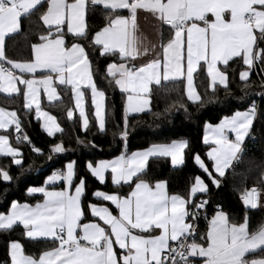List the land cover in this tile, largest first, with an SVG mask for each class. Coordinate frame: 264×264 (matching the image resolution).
I'll use <instances>...</instances> for the list:
<instances>
[{
  "label": "snow or ice",
  "instance_id": "obj_1",
  "mask_svg": "<svg viewBox=\"0 0 264 264\" xmlns=\"http://www.w3.org/2000/svg\"><path fill=\"white\" fill-rule=\"evenodd\" d=\"M43 5L44 0H0V92L22 95L23 108L28 111L35 105V115L43 119L42 127L49 137L62 129L55 117L42 110L39 89L43 86L49 100L57 99V82L71 86L84 131L90 129V118L81 85L90 89L98 130L107 131L105 93L93 80L90 57L82 44L68 43L69 38L88 39L86 14L90 8L105 10L106 21L92 35L91 46L99 47L101 56L111 55L119 61L108 63L106 72L114 85L127 94L123 128L119 130L125 148L128 115L150 110L151 85L159 86L162 80L180 81L187 99L202 103L194 84L198 70L205 74V94L220 88L231 94L230 62L240 66L238 79L245 88L254 83L249 81L254 68L259 66L264 73V0H47L46 9L39 15L45 31L31 45V57L24 61L9 58L6 36L19 30L21 16L28 17ZM141 13L154 21L158 44L140 33ZM38 70L42 75L35 78ZM231 71L237 75L235 68ZM261 83L264 86V76ZM73 115L69 108L68 118ZM255 116L253 102L247 110H236L218 124H206L203 142L207 144L211 138L216 145L207 152L211 166L198 153H194L193 161L214 187L219 188L226 171L239 162ZM10 127L15 129L16 145L26 143L33 153L44 154L23 133L17 112L0 108V130L7 133ZM9 140V135L0 134V156L10 157L12 165L23 168L21 148ZM77 143L84 141L77 137ZM188 147L186 140H173L153 144L146 150H125L112 160L86 162V170L101 184L109 170L113 185L134 183L127 197L100 190L92 193L110 201L118 216L106 206L84 204L87 182L84 177L76 182L75 161L55 169L43 186L26 189L29 196L42 194V203L30 205L12 200L7 211L0 212V230H12L20 224L29 240L47 238L54 246L39 255H26L19 241H10V264H197L198 258H202V264H264V225L250 229L247 212L241 222H233L218 205L208 222L206 237L201 236L200 242L194 238L199 210L209 203L207 199H196L197 194L207 196L210 191L200 175L193 177L185 195H170L166 181H156L153 187L141 178L150 157H169L173 166L180 165ZM66 151L63 141L52 144L48 159ZM12 179L8 166H0V181ZM60 181L63 187L57 188ZM261 191L257 187L244 190L240 199L246 209L258 207ZM88 212L108 228L96 222L82 223ZM156 230L159 233L152 234Z\"/></svg>",
  "mask_w": 264,
  "mask_h": 264
},
{
  "label": "trees",
  "instance_id": "obj_2",
  "mask_svg": "<svg viewBox=\"0 0 264 264\" xmlns=\"http://www.w3.org/2000/svg\"><path fill=\"white\" fill-rule=\"evenodd\" d=\"M46 9V2L42 8L34 11L28 17H22L20 31L7 38L5 50L9 58L24 61L31 57V45L38 41L40 34L45 28L39 15ZM105 11L99 7L90 8L86 14L88 39L75 41L85 47L91 60L93 80L99 90L105 93L106 111V132H100L92 117L90 105H87V113L90 118V129L82 131L78 117L72 120L67 118V111L71 107V98L68 90L61 89V100L53 105H44L57 120L62 132L49 137L40 129L39 123L34 119L33 113L23 108L22 95L5 97L0 94V106L7 110L16 111L21 121L23 133L31 139L32 144L43 150V155H37L31 151L29 145L15 143V130L8 132L10 142L13 146L21 148L23 154V168L11 164V158L0 156V166H8L12 181H0V212H6L10 202L16 200L20 203L30 205L41 201L42 196L34 194L29 196L26 189L30 186H43L46 178L55 169L63 168L69 161L76 162V182L84 177L87 182L86 195L83 198L84 204H103L94 198L92 193L100 190L108 193H119L122 196L128 195L134 183L125 186H113L109 181L100 184L86 170V162L95 163L99 160L114 158L122 151L131 153L145 149L153 144H166L173 140H186L189 147L185 150L184 163L173 168L167 158H152L148 161L145 174L141 177L152 186L156 181H166L167 191L171 194L185 195L193 177L200 175L209 186L207 196L199 194L197 200L208 199L206 207L208 217L215 214L217 206L224 211L230 221L241 222L245 213L249 217V227L255 228L264 225V182H261V173L264 172V86L261 83V76L264 73L257 66L250 74L249 81L254 82L250 87L245 88L244 83L238 79L240 66L230 62L229 79L231 94H226L220 88L215 93L207 90L205 74H195L194 84L197 92L201 95L202 103L189 102L184 93V84L180 81L175 83L166 82L159 86L152 87L150 97V110L135 116L128 117V138L126 148L122 143L119 130L123 128L124 120V96L114 85V82L107 76V64L116 60L111 55L101 56L99 47L93 48L90 44L91 37L95 31L105 24ZM167 27H165V30ZM74 42L71 38L68 43ZM223 68V67H222ZM237 70L233 75L231 69ZM255 102L256 117L250 135L243 145V155L239 162L221 179L219 188L214 187L193 161L194 153H198L207 165L206 152L208 146L203 143V127L207 122L217 123L224 116H229L236 110H247ZM77 137L84 141L77 143ZM63 141L68 151L53 155L52 160L48 159L49 146ZM95 144L96 147H92ZM31 165V167H29ZM60 187L59 185L56 186ZM257 187L261 189L260 207L246 209L239 201V195L246 188ZM89 212L86 213L82 222L90 221ZM208 220L199 223L196 229L195 239L200 242L201 236H206ZM24 229L14 226L12 230H0V264L9 262L8 246L10 241H19L26 255H39L44 250L51 249L54 245L51 241H32L23 235ZM10 264V262H9Z\"/></svg>",
  "mask_w": 264,
  "mask_h": 264
},
{
  "label": "crops",
  "instance_id": "obj_3",
  "mask_svg": "<svg viewBox=\"0 0 264 264\" xmlns=\"http://www.w3.org/2000/svg\"><path fill=\"white\" fill-rule=\"evenodd\" d=\"M44 2H46V5H47V0H44ZM103 10V9H102ZM105 11V10H104ZM122 14H124V15H127V11L126 10H122ZM147 14H145V13H141L140 14V16H139V20H138V24H139V28H140V33L142 34V36L143 37H146L147 38V40L148 41H152V42H155V43H159V40H158V38H157V33H156V31H155V28H154V21H152V19L151 18H148V19H145V16H146ZM22 17H24V16H21L20 17V21H19V24L21 23V19H22ZM43 24V23H42ZM44 26V25H43ZM165 27H167V26H165ZM44 28H45V26H44ZM20 31V27H19V30L17 31V32H15V33H11V34H8L7 36H6V38H5V41H6V39L7 38H9V37H11V36H13V35H15V34H17L18 32ZM75 42V41H74ZM72 43V42H71ZM71 43H69V45L71 44ZM221 68L223 67L222 65L220 66ZM246 67V66H245ZM17 74H19V73H17ZM42 75V73H41V71L40 70H38L36 73H35V78H39L40 76ZM195 75V74H194ZM162 83H166L165 81H161V84ZM19 87H22V86H20V85H18ZM56 88H57V96H58V98L57 99H53V100H49L48 98H47V96H46V94L44 93V90H43V86H41L40 87V89H39V100H40V103H41V108H42V110L43 111H46V112H48L50 115H52L48 110H46L45 108H44V105H53V104H55V103H57V102H59L60 100H61V98H62V96H61V89H66V90H68V92H69V94H70V98H71V107L70 108H72L73 109V111H74V115H73V117L71 118V119H69L68 118V116H67V118L69 119V120H72L74 117H78L79 118V112H78V110H76V103H75V101H74V99L72 98V92H71V86H65V85H59L58 84V82L56 83V85H54ZM153 86H157V85H155V84H153V85H151V88L153 87ZM119 89V88H118ZM81 90L82 91H85V100H84V107H85V110H86V112H87V105L89 104L90 105V108H91V113L93 114V112H94V107H93V105H92V103H91V92H90V89H86V88H84V86L83 85H81ZM120 90V89H119ZM123 93V92H122ZM0 94L1 95H3V96H5V97H11V96H15V95H17V94H15V93H13V94H11V95H9V94H7V93H4V92H0ZM123 96H124V105L126 104V102H127V94L126 93H123ZM185 97H186V95H185ZM23 98V97H22ZM186 99H187V97H186ZM188 100V99H187ZM189 101V100H188ZM189 102H191V101H189ZM193 103V102H192ZM104 106H105V98H104ZM149 107H150V105H149ZM0 108H2L1 106H0ZM5 109V108H4ZM7 110V109H6ZM26 110V109H25ZM8 111H11V110H8ZM28 111V110H27ZM149 111V109L148 108H146L145 109V111L144 112H141V113H146V112H148ZM31 112L33 113V116H34V119L35 120H37L38 121V123H39V126H40V129L43 131V133L44 134H46L47 136H48V134H47V132L44 130V128L42 127V124L44 123V121H43V119L42 118H37L36 117V115H35V105H33V109L31 110ZM123 112H124V106H123ZM141 113H130L129 115H128V117H131V116H135V115H138V114H141ZM232 115V114H231ZM53 116V115H52ZM230 116V115H229ZM54 117V116H53ZM92 117H93V119H94V116L92 115ZM256 117V116H255ZM255 117H254V120H255ZM56 119V118H55ZM222 119V118H221ZM94 121H95V119H94ZM79 122H80V119H79ZM220 122V121H219ZM219 122H217V123H210V122H207L206 124H210V125H215V124H218ZM56 123H58L57 122V120H56ZM253 123H254V121H253ZM95 124H96V122H95ZM206 124L204 125V127H203V135H202V140H203V138H204V135H205V126H206ZM97 126V125H96ZM80 128H81V123H80ZM98 128V127H97ZM11 130H15L14 129V127H10V129L8 130V132H10ZM81 130H82V128H81ZM82 131H84V130H82ZM8 132L7 133H4L3 132V130H0V134H7L8 135ZM56 134H58V133H56ZM55 134V135H56ZM54 135V136H55ZM229 136H230V138H234V137H232V134L231 133H229ZM53 137V136H52ZM247 139V138H246ZM246 141V140H245ZM9 142H10V140H9ZM204 143V142H203ZM10 144H11V142H10ZM205 144V143H204ZM205 145H207L208 146V150H207V152L208 151H210L211 150V148H213V147H216V145L212 142V139L210 138L209 139V142L207 143V144H205ZM150 147V146H149ZM149 147H147V148H149ZM147 148H145V149H141V150H146ZM141 150H137V151H141ZM134 152V151H133ZM207 152H206V156H207ZM238 156H239V154H238ZM1 157H3V156H1ZM117 157V156H116ZM8 158H10V157H8ZM115 158V157H114ZM114 158H111V159H108V160H112V159H114ZM152 158H167L168 160H169V162H170V164H171V166L173 167V168H178V167H180L182 164H180V165H176V166H173L172 165V163H171V160H170V158L169 157H150L149 159H148V161L150 160V159H152ZM207 160L210 162V165H211V161L209 160V158L207 157ZM148 161L146 162V166H147V163H148ZM198 167V166H197ZM230 170V169H229ZM229 170H227L226 171V173L229 171ZM90 173V172H89ZM105 177H106V179H105V182L106 181H109L111 184H112V182H111V173H110V170L109 171H106V173H105ZM95 178V177H94ZM222 179V178H221ZM95 180L97 181V182H99L96 178H95ZM104 182V183H105ZM100 183V182H99ZM103 183V184H104ZM101 184V183H100ZM60 186V187H58V188H62L63 187V181H60V182H57V185L56 186ZM113 185V184H112ZM125 185H128V184H123V182H122V186H125ZM113 186H116V185H113ZM153 187H154V185H153ZM134 189V186H133V188H132V190ZM131 190V191H132ZM104 192V191H103ZM108 193V192H107ZM131 193V192H130ZM129 193V194H130ZM128 194V195H129ZM39 195H41L42 196V194H39ZM128 195H125V197H127ZM197 195H199V194H197ZM96 200H98V201H101L103 204H97V205H102V206H106V207H108L109 208V210L113 213V215H117L118 216V210L115 208V206L114 205H112L111 204V202L110 201H103L102 199H98V198H96V197H94ZM40 203H42L43 202V196H42V199H41V201H39ZM38 203V202H37ZM36 204V203H35ZM35 204H32V205H35ZM243 204V203H242ZM245 207V206H244ZM260 207V203L258 204V207L257 208H259ZM247 209H251V208H247ZM89 216L91 217V220L90 221H86V222H84V223H88V222H96V223H99L101 226H103V227H105L106 229L108 228V226L107 225H105L104 224V222L103 221H101V220H99V218H94V217H92L91 216V213L89 212ZM214 216V215H213ZM212 216V217H213ZM211 217V218H212ZM211 220V219H210ZM82 222V221H81ZM83 223V222H82ZM15 226H20V227H22L23 228V226L22 225H20V224H17V225H15ZM159 233V230H156V232H154V233H152V234H158ZM136 234H141V235H148V233H139V232H137ZM206 237V236H205ZM28 239V238H27ZM33 241V240H32ZM35 241H50V240H48L47 238H38L37 240H35ZM206 246V245H205ZM50 250V249H49ZM116 251L117 252H119L120 250L118 249V246L116 247ZM8 256H9V246H8ZM198 261L199 262H201V264H202V258H198ZM9 262H10V257H9Z\"/></svg>",
  "mask_w": 264,
  "mask_h": 264
},
{
  "label": "built area",
  "instance_id": "obj_4",
  "mask_svg": "<svg viewBox=\"0 0 264 264\" xmlns=\"http://www.w3.org/2000/svg\"><path fill=\"white\" fill-rule=\"evenodd\" d=\"M261 97H264V95L262 94L261 95ZM235 164V163H234ZM246 189H251V188H246ZM245 190V189H244ZM244 190L242 191V193L244 192ZM241 193V194H242ZM241 194L239 195V201L240 202H242L241 201V199H240V196H241ZM208 200V199H207ZM209 201V200H208ZM208 205V204H207ZM207 205L205 206V208H203V209H200L199 210V219L196 221V226H198V224L199 223H205V222H207V220H208V222L210 221V219H211V217H208V214H207V212H206V207H207ZM197 229V228H196ZM195 235H196V232L194 233V238H195ZM197 264H201V262H199L198 260H197Z\"/></svg>",
  "mask_w": 264,
  "mask_h": 264
}]
</instances>
